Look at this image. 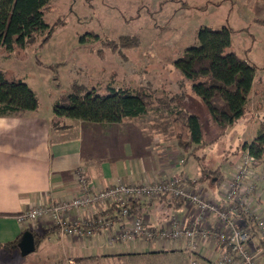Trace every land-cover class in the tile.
<instances>
[{
  "label": "rangeland",
  "instance_id": "374dc122",
  "mask_svg": "<svg viewBox=\"0 0 264 264\" xmlns=\"http://www.w3.org/2000/svg\"><path fill=\"white\" fill-rule=\"evenodd\" d=\"M45 19L54 25V31L43 46L34 42L13 51L0 46V69L9 78L27 82L37 93L41 107L47 108L54 96L56 100L71 92L72 82L89 89L97 87L104 94L113 86L144 89L166 100L172 96L173 112L186 107L201 122V142L193 149H182L188 159L187 170L199 176H208L207 170L217 168H222L226 176L236 170L246 152L242 145L257 135L256 127L264 119V0H51ZM59 20L62 23H57ZM226 25L235 30L230 49L256 66L257 81L247 113L222 127L174 60L188 46L199 43V27L220 29ZM124 35H136L139 44L120 46L118 50L108 47L110 40L120 42ZM142 118V124L155 120L165 134L175 133L167 109H148ZM13 256L8 264L27 260L26 255ZM155 263L168 261L138 262L128 257L112 259L109 264Z\"/></svg>",
  "mask_w": 264,
  "mask_h": 264
},
{
  "label": "crops",
  "instance_id": "0c3cea01",
  "mask_svg": "<svg viewBox=\"0 0 264 264\" xmlns=\"http://www.w3.org/2000/svg\"><path fill=\"white\" fill-rule=\"evenodd\" d=\"M54 102L55 96L47 108L40 105L25 114L0 116V264H8L14 259L13 255H26L23 264H69L71 261L109 264L112 259L128 257L138 262L167 258L168 264L175 260L178 261L174 264H190L194 254L181 244L167 243L159 247L157 244L109 243V233L118 231L123 220L112 207L73 213V220L82 224L104 221L103 227L96 225L93 234L85 236L65 234L59 226L45 219L27 224L18 220L17 215L36 202L56 201L76 193L75 173L79 169L103 186L113 185L118 180L136 182L181 173L199 178L198 173L192 175L186 168L188 159L178 144L173 125L171 135L165 134L155 120L141 123L148 111L120 123L103 124L57 118ZM259 128L260 124L256 134ZM200 176L197 189L210 200L224 205L217 178L210 174ZM165 198L139 204L134 212L157 227L166 226L174 214L181 220L192 218L194 207ZM255 205L264 210V198L256 200ZM204 223L216 225L218 222L210 214ZM27 231L34 235L35 248L24 255L19 243ZM258 244L257 239L251 243L253 247ZM220 248L204 242L196 256L202 264H211L216 261Z\"/></svg>",
  "mask_w": 264,
  "mask_h": 264
},
{
  "label": "trees",
  "instance_id": "16d2710c",
  "mask_svg": "<svg viewBox=\"0 0 264 264\" xmlns=\"http://www.w3.org/2000/svg\"><path fill=\"white\" fill-rule=\"evenodd\" d=\"M50 2L51 0H0V46L8 51L17 47L27 48L34 42L43 46L54 31V25L45 19ZM57 23H62V20ZM234 31V28L228 25L220 29L201 26L197 33L199 43L188 46L184 53L174 60L176 68L192 81L195 93L207 104L212 117L222 127L234 124L247 113L249 96L257 81L256 66L230 49ZM39 34H43L40 40ZM138 44L139 37L136 35H124L121 36L120 42L110 40L107 43L113 50H118L120 46L130 47ZM108 88L109 92L104 94L97 87L89 89L84 84L72 82L71 92L55 100V116L113 124L120 123L127 117L143 115L148 109L164 108L171 111L175 136L183 149H193L195 144L201 142L199 116L186 107L173 112L172 96L166 100L154 97L144 89L113 86ZM39 106V97L27 82L9 78L0 69V116L25 114L38 109ZM260 123L257 135L242 145L243 150H248L257 159L264 158V119ZM207 172L216 177L220 185L224 177L222 168ZM200 180L201 176L192 182L193 185L196 186ZM163 198L165 197L159 199ZM139 204L142 203H131V210L134 211ZM242 219L244 224L254 228L251 217L244 214ZM260 241L264 245V239Z\"/></svg>",
  "mask_w": 264,
  "mask_h": 264
},
{
  "label": "built area",
  "instance_id": "2783aa9c",
  "mask_svg": "<svg viewBox=\"0 0 264 264\" xmlns=\"http://www.w3.org/2000/svg\"><path fill=\"white\" fill-rule=\"evenodd\" d=\"M235 169L219 185L224 205L201 193L192 183L196 178L192 179L186 173L136 182L118 180L113 185L103 186L79 169L75 173L76 193L56 201L36 202L17 217L23 224L45 219L59 226L65 234L85 236L92 235L96 225L103 227L104 221L82 224L73 220V213L112 207L123 220L118 231L109 233L111 244L116 241L132 246L181 244L193 252L191 264H202L196 255L206 242L210 247H221L215 264H264V245L260 241L264 239V210L255 205L256 200L264 198V160L258 161L246 150ZM162 197L194 207L192 218L181 220L175 215L166 226L157 227L130 208L131 203H145ZM210 214L216 217V225L204 223ZM244 214L253 219L254 228L244 224ZM254 239L259 242L255 247L251 245Z\"/></svg>",
  "mask_w": 264,
  "mask_h": 264
},
{
  "label": "water",
  "instance_id": "95a60500",
  "mask_svg": "<svg viewBox=\"0 0 264 264\" xmlns=\"http://www.w3.org/2000/svg\"><path fill=\"white\" fill-rule=\"evenodd\" d=\"M19 247L21 249L22 254H28L35 248V238L31 231H27L24 233Z\"/></svg>",
  "mask_w": 264,
  "mask_h": 264
}]
</instances>
